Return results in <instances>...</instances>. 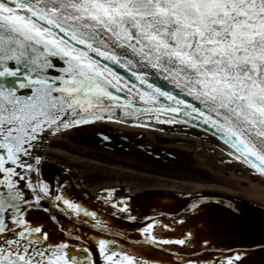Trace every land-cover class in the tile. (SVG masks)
Segmentation results:
<instances>
[{"label": "snow or ice", "instance_id": "6c2138e0", "mask_svg": "<svg viewBox=\"0 0 264 264\" xmlns=\"http://www.w3.org/2000/svg\"><path fill=\"white\" fill-rule=\"evenodd\" d=\"M142 116L211 130L264 175V0H0V264H151L105 238L121 234L41 172L49 135ZM45 201L76 215L59 238L31 216L49 211ZM156 228L147 223L142 242L190 249L182 264L264 254V231L218 247Z\"/></svg>", "mask_w": 264, "mask_h": 264}, {"label": "flooded vegetation", "instance_id": "af4514ba", "mask_svg": "<svg viewBox=\"0 0 264 264\" xmlns=\"http://www.w3.org/2000/svg\"><path fill=\"white\" fill-rule=\"evenodd\" d=\"M64 135L59 134L55 139L59 140ZM73 135L82 136L86 142L91 141L87 144L93 142L107 149L113 154L111 157L117 158L114 162L120 159L117 153L128 150L131 144L136 149L130 150L134 154L137 152L141 154L139 158L142 165L147 164L149 159L167 166L176 165L175 156L162 150L168 145L156 141L154 143L143 141V132L134 127L93 123L73 128L66 138L73 141ZM104 137L108 139L105 140ZM48 149L43 155L41 172L42 178L49 183L50 187L89 211H95L98 218L108 224L112 233L121 234L119 236L109 235L105 238L116 239L120 246L142 259L149 260L151 264H182L180 257H187L191 250H185L179 245L157 247L143 243L141 229L149 222L157 224L156 232L159 237L177 239L190 231L194 234V244L197 240L202 241L206 237L218 247L236 244L241 242V237L246 234L258 236L264 231V203L248 202L239 194L233 197V193L221 191L217 187L207 188L192 182L185 184L155 175L148 174L144 178L118 177L111 170L114 166L107 167L111 168L108 173L107 171H95L92 176H84L78 162L68 161L63 156L65 154L63 152L58 157H53V150ZM87 150L90 156L95 153L94 150ZM90 156H84V159ZM99 164L104 165L102 161ZM131 167L139 171L143 169L134 164H131ZM182 179L179 180L185 181ZM172 183L178 184L174 186ZM195 185L200 188L195 190ZM205 198H219L224 201L218 203V201L205 200ZM57 203L46 201L44 208H48V212L36 209L31 213L34 220L48 226L55 238L61 235L60 226L72 228L73 223L77 222L75 213H71V218H69L65 212H70V210H67L62 203L60 207H56ZM114 204L116 207H113ZM125 205L128 212L119 211V208ZM234 212L239 213L238 218ZM52 216L56 217L59 224L51 219ZM129 217H135V219ZM179 220H183L184 223H175ZM161 223L171 224L172 230L161 228ZM77 226L90 236L98 234L91 229L90 224L79 225L77 223ZM262 261H264V254L261 253L251 258V264Z\"/></svg>", "mask_w": 264, "mask_h": 264}, {"label": "rangeland", "instance_id": "374dc122", "mask_svg": "<svg viewBox=\"0 0 264 264\" xmlns=\"http://www.w3.org/2000/svg\"><path fill=\"white\" fill-rule=\"evenodd\" d=\"M70 134L71 132L64 133L63 137H61L59 140L52 139L51 144H49V149L53 150L52 156L58 157L59 154L62 152L65 153L63 156L65 159L71 158L70 156L74 155L78 158L84 159V156H90L88 154L87 149L94 150L95 153L102 157V164L99 166V171H108L111 168H107L110 166H114L113 172L118 177H135V178H144V176L149 175H155L157 177H163L166 179L176 180L180 183L189 184L190 182L194 184H200L207 188H220L225 185L232 184L234 187L235 192H238L236 194H232L233 197L236 195H241V198L248 200V202H255V203H263L259 199L254 198L251 193V189L248 188L249 183L246 181L238 180L239 178H242L237 174L236 177L231 176V172H229V169L227 168H221L218 167L215 163L210 164L206 163L202 158L200 159L198 155L194 152H192L189 149H184L183 147L178 146L177 144L175 146L165 147V149L162 148L164 151H168L171 154L175 156L174 160L176 165L169 164L168 166L165 164L160 163L159 161H154L152 159H149L147 164L142 165L140 163L141 156L140 153L134 154L130 149H134L135 146L130 144V148L128 150H124L123 153L118 152L117 155L120 156V159L117 161H112L110 158L111 154L110 151H108L105 148H101L98 145L94 144L93 142L91 144H87V141L82 136H75L73 135V141L66 138V135ZM143 141L147 140L150 143L161 142L165 143L164 140L160 136L155 137L154 135H151L148 132L143 133ZM169 143V141H166ZM53 143V144H52ZM171 144V143H169ZM54 145V146H52ZM173 145V144H172ZM87 148V149H84ZM136 149V148H135ZM161 150V148H158ZM69 150V151H66ZM75 152H74V151ZM76 151H78V154H76ZM93 151V152H94ZM121 151V150H118ZM82 152V153H81ZM69 155V156H68ZM107 157V158H105ZM110 158V159H108ZM131 164H134L137 167H143L142 170L134 169L131 167ZM107 165V166H105ZM105 166V167H104ZM222 166V165H221ZM118 168V169H116ZM86 169H89L88 167ZM158 171V172H157ZM127 172L137 173L130 174ZM237 173V171H236ZM145 174V175H144ZM184 178V179H182ZM252 178V176H250ZM179 179L185 180L181 181ZM189 182V183H188ZM174 186H176V183H172ZM243 191L242 193L240 191ZM260 193L262 191H259Z\"/></svg>", "mask_w": 264, "mask_h": 264}, {"label": "bare ground", "instance_id": "6f19581e", "mask_svg": "<svg viewBox=\"0 0 264 264\" xmlns=\"http://www.w3.org/2000/svg\"><path fill=\"white\" fill-rule=\"evenodd\" d=\"M138 123L135 124L137 126ZM117 126V125H116ZM154 127H139L142 129H147L146 131L149 132L151 135L154 136H162L167 139L170 143L177 144L184 149H189L192 152L196 153L198 157L206 161V163L216 164L218 167L227 168L229 172H231V176L236 177L237 174L242 178L238 180L246 181L249 183L248 188L251 189L252 196L254 198L259 199L261 202L264 203V175H260L254 169L247 166V164L242 163L236 160L233 156L229 155V150L225 147L223 143L213 138L197 134L188 130L184 129H177V128H170V127H163V126H156L151 125ZM154 128V129H153ZM156 128V129H155ZM59 134V133H58ZM49 150V149H48ZM87 152V151H86ZM82 153V152H81ZM107 158V157H105ZM112 161L117 158L110 157ZM108 158V159H110ZM68 161L78 162L80 165V171L83 173L84 176H92L95 171H99V162L102 161V157L97 154H92L87 159H79L77 157L67 158ZM222 165V166H221ZM84 167H88L86 169ZM237 171V173H236ZM252 176V178H250ZM198 185L194 186V189H199ZM193 189V190H194ZM221 191L229 192V193H238L235 192L234 187L232 184L225 185L219 188ZM259 191H262L261 193ZM243 192L242 190L240 191ZM256 264H264V261Z\"/></svg>", "mask_w": 264, "mask_h": 264}, {"label": "water", "instance_id": "95a60500", "mask_svg": "<svg viewBox=\"0 0 264 264\" xmlns=\"http://www.w3.org/2000/svg\"><path fill=\"white\" fill-rule=\"evenodd\" d=\"M168 117H166V116H161V119H167ZM133 118H128L127 119V122H125V123H128V122H130L131 120H132ZM140 119H144V120H148L149 122H150V125H156V120H155V118H152V119H149L148 117H146V116H143V117H141ZM136 122L137 123H139V121H137L136 120ZM141 122V121H140ZM157 123H159V122H157ZM189 124H191V125H193L192 123H189ZM160 125H162L163 127H170V128H177V129H184V130H188V131H191V132H194V133H197V134H201V135H204V136H207V137H210V138H213V139H215V140H217L216 138H214L213 136H211L212 135V131L211 130H209V131H206V132H208V133H210L211 135H208V134H206V133H204L205 132V130L202 128V127H198V128H200V129H203V131L202 130H197V129H195V128H192L191 126H188V125H186V124H184V123H160ZM160 125H156V126H160ZM51 137V135H49L48 137H47V139H46V141H45V143H44V145L46 144V142L49 140V138ZM215 137H217V136H215ZM218 138V137H217ZM219 139V138H218ZM221 140V139H220ZM219 141V140H218ZM222 141V140H221ZM223 142V141H222ZM44 147V146H43ZM42 150H43V148H42ZM40 154H41V152H40Z\"/></svg>", "mask_w": 264, "mask_h": 264}]
</instances>
